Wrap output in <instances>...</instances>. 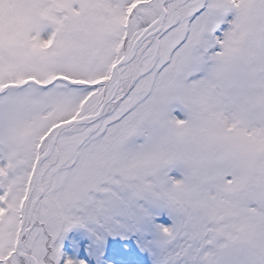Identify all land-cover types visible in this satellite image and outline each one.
Listing matches in <instances>:
<instances>
[{
	"label": "snow or ice",
	"instance_id": "6c2138e0",
	"mask_svg": "<svg viewBox=\"0 0 264 264\" xmlns=\"http://www.w3.org/2000/svg\"><path fill=\"white\" fill-rule=\"evenodd\" d=\"M0 264H264V0H0Z\"/></svg>",
	"mask_w": 264,
	"mask_h": 264
}]
</instances>
